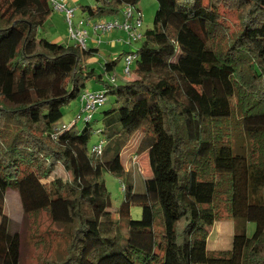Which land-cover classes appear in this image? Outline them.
I'll use <instances>...</instances> for the list:
<instances>
[{
  "label": "trees",
  "instance_id": "16d2710c",
  "mask_svg": "<svg viewBox=\"0 0 264 264\" xmlns=\"http://www.w3.org/2000/svg\"><path fill=\"white\" fill-rule=\"evenodd\" d=\"M140 2L93 0L82 11L99 20ZM157 2L136 79L111 85L104 75L121 57L100 74L86 63L93 50L41 35L52 0H0V264L22 258V235L5 213L11 190L25 215L46 211L68 230L66 257L43 264H264V0ZM89 81L115 100L103 128L84 122L56 135ZM97 131L100 157L89 147ZM137 135L156 200L137 194L122 163ZM60 166L69 180L54 176ZM106 173L129 181L118 208ZM223 216L234 222L232 249L210 251Z\"/></svg>",
  "mask_w": 264,
  "mask_h": 264
},
{
  "label": "rangeland",
  "instance_id": "374dc122",
  "mask_svg": "<svg viewBox=\"0 0 264 264\" xmlns=\"http://www.w3.org/2000/svg\"><path fill=\"white\" fill-rule=\"evenodd\" d=\"M139 8L143 13V26L141 31L145 33L148 29L153 27L154 18L159 9L157 0H141ZM85 13H82L80 9H77L74 17V25L77 27L78 22L85 18ZM228 18L230 19V25L232 30L236 32L240 25V18L238 13H231ZM53 26L49 22L40 31L41 35L49 38L54 42L52 38L48 37L51 34L59 33L60 35H66L68 31L66 20L61 18L58 11H54L51 17ZM52 36V35H51ZM142 42L135 43L133 45L128 44L126 52L137 53L141 48ZM123 60L118 63L116 74L118 76L122 73L124 66ZM134 71L136 65L132 68ZM134 78V75L133 77ZM118 80H122L118 77ZM126 81V80H124ZM101 83L89 81L87 83L86 91L94 92L100 90ZM115 105V100L109 98L105 106L99 109L94 114V120L92 122V129L94 131L103 128L102 118L104 112L109 110ZM85 114L82 112V104L79 99L71 101L67 106L63 108V119L59 125L70 126L72 122L76 121L75 128L79 131L84 129ZM100 137L96 134L93 135L90 142V149L97 144ZM139 135H137L126 150L122 154V163L125 170L130 175V182L136 186L137 194H142L143 191H147L149 196L153 199H157L156 184L150 168L149 158L146 154L136 156L138 147ZM54 176L69 180L70 176L60 166L57 168ZM104 180L108 191L111 194V198L114 204V208L118 206L124 200L123 183L128 184V180H120L109 173H106ZM153 182H152V181ZM156 192V193H155ZM224 215H226L225 210ZM6 215L12 220L14 230L18 231L22 235V258L21 264H43L46 261L60 262L62 261L68 252L69 247V235L66 227L54 223L48 212L42 211L37 214L25 215L22 207L20 196L16 190H11L6 197ZM142 209L138 206H134L131 210V217L134 221L142 219ZM256 231V224L249 223L246 227V233L248 237H252ZM234 235V222L223 216L222 220L218 221L208 240V248L210 251H223L230 250L233 246Z\"/></svg>",
  "mask_w": 264,
  "mask_h": 264
},
{
  "label": "built area",
  "instance_id": "2783aa9c",
  "mask_svg": "<svg viewBox=\"0 0 264 264\" xmlns=\"http://www.w3.org/2000/svg\"><path fill=\"white\" fill-rule=\"evenodd\" d=\"M54 11L62 12L65 15L68 27V39L70 42L77 45L79 48L88 51L89 28L95 34L101 35L111 33L115 30H121L128 36L126 43L133 45L144 40V33L141 31L143 26V13L139 6H125L121 9L122 20L116 18L109 21L93 20L91 18L81 19L78 26L74 25L75 11L67 8L65 2L52 0ZM100 44V42H99ZM124 63L123 76L126 79H131L134 75L133 65L138 61L137 53H127L122 56ZM108 82L111 85L117 83L115 76H108ZM82 104V112L85 114L84 122L93 121L94 114L101 109L108 100V91L106 89L89 92L85 91L79 98ZM76 125V121L72 122L70 126H63L62 129H57L56 135L60 134L62 130L70 129ZM101 131H97V136L100 137ZM56 138V137H54ZM106 142L100 138L97 144L91 148V154L95 157L103 155ZM125 185L123 184V190Z\"/></svg>",
  "mask_w": 264,
  "mask_h": 264
},
{
  "label": "crops",
  "instance_id": "0c3cea01",
  "mask_svg": "<svg viewBox=\"0 0 264 264\" xmlns=\"http://www.w3.org/2000/svg\"><path fill=\"white\" fill-rule=\"evenodd\" d=\"M55 1H62V0H55ZM63 1L65 2L67 8L73 9L75 11V13H76L77 9H80L81 12L83 13V11H82L83 6L93 4V0H63ZM59 15L61 16V18L65 19L64 13L59 12ZM84 16H85V18H90L87 14H85ZM51 17H52V15H51ZM51 17H50L49 22L53 26V21L51 20ZM116 18L122 20V13L120 12V14L118 16L107 17V18H103V19H99V20L109 21V20H113ZM93 20H96V19H93ZM89 32H90V35H89V39H88V48H89V50H93V57L91 59H89L86 63H87L88 67L95 69L97 73H100V74L105 73V66L107 63H113L119 57H121V59H122V56L124 54L129 53V52H126V50L128 49V44L126 43L128 36L125 32H123L121 30H115L111 33L101 35L100 33L95 34L91 28H89ZM51 35L48 37L52 38L55 43H59V44H68V43L70 44L71 43V44H74V43L70 42V40L68 39V31H67V34L63 35V36L60 35L59 33L51 34ZM99 42H100V44H99ZM117 68H118V66L114 69H111L109 72L105 73L104 80L108 81V76H113L112 75L113 73L116 74ZM123 69H124V66L122 68V73L118 76H115L117 79V83L132 81V80L136 79L135 75H134V78L126 79L123 76ZM118 77L121 78L122 80L119 81ZM124 80H126V81H124ZM103 89H105V88L103 86H101L100 90H103ZM100 90H98V91H100ZM94 92H96V91H94ZM146 155L148 157V154H146Z\"/></svg>",
  "mask_w": 264,
  "mask_h": 264
}]
</instances>
